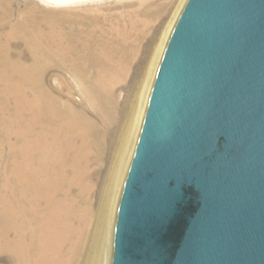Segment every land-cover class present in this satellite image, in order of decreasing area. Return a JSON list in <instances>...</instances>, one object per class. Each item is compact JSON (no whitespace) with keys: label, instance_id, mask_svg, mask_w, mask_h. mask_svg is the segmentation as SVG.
Returning a JSON list of instances; mask_svg holds the SVG:
<instances>
[{"label":"water","instance_id":"95a60500","mask_svg":"<svg viewBox=\"0 0 264 264\" xmlns=\"http://www.w3.org/2000/svg\"><path fill=\"white\" fill-rule=\"evenodd\" d=\"M110 264H264V0H186L117 201Z\"/></svg>","mask_w":264,"mask_h":264},{"label":"bare ground","instance_id":"6f19581e","mask_svg":"<svg viewBox=\"0 0 264 264\" xmlns=\"http://www.w3.org/2000/svg\"><path fill=\"white\" fill-rule=\"evenodd\" d=\"M145 14L115 16L98 35L56 28L0 0V160L5 151L11 156L0 165V254L11 264H110L115 206L153 68L148 61L128 83ZM13 41L26 50L14 53ZM65 65L77 99L62 75L65 87L46 84L47 72Z\"/></svg>","mask_w":264,"mask_h":264},{"label":"rangeland","instance_id":"374dc122","mask_svg":"<svg viewBox=\"0 0 264 264\" xmlns=\"http://www.w3.org/2000/svg\"><path fill=\"white\" fill-rule=\"evenodd\" d=\"M6 1L10 9H13L16 12L21 10L22 11L30 10L36 17L40 16V18H47L52 20V22L56 25V28H58L61 25L64 26L65 29H67V27L70 25L76 27H86L85 29L87 30L90 29L92 30L94 28L95 33L98 35L101 34L100 28H107L109 23L112 21V19L115 18V16H118L120 14L133 13L137 10L139 11L146 10V14L144 15V18H146V22H147L144 33L145 37L142 40V43L140 44L139 52L137 54V57L134 61L132 68L130 69L128 83L134 82V80L138 78L139 74L144 69L143 66L147 65L148 61L150 63V61L152 60L151 66H153V68H152V73L150 74L151 79L148 89V99H149L152 84L155 79L156 71L163 54V50L167 43L168 36L186 0H62V1L61 0H6ZM34 6H37V8L34 9L33 8ZM1 29L3 33L8 31V27H4ZM167 30H168V34L165 36ZM13 46H15L13 48L14 53L18 50L21 51L26 50L24 44L21 41H13ZM160 46H162V50L156 62L155 60L158 54L157 50H159ZM15 55L16 54H13V58L16 57ZM22 61L26 63H30L29 55L26 54V52H24V55L22 56ZM71 73H73V71L67 65H65L63 69L53 67L46 74V80H45L46 84L50 85L49 82L51 80V82L55 86L59 88L65 87V85L61 86L63 80L62 77H60V75H62L67 79L68 81L67 85L72 87V94L74 99H77L80 97V92L78 90V87L76 86L75 81L71 76ZM3 86L4 84L2 85L0 84V89H2ZM124 93H125V89L122 90L121 92L122 97L124 96ZM4 99H5L4 95L1 94L0 101ZM62 99H64V97ZM147 102H146V106H147ZM141 124H142V120L140 121V124L138 126L136 141L139 135ZM10 160H11L10 154L7 151H5L3 159L0 160V165H2L1 168H4L5 165L10 162ZM110 260H111V256L109 255V261ZM10 261H11V257L9 256L8 253L0 254V264H11Z\"/></svg>","mask_w":264,"mask_h":264}]
</instances>
